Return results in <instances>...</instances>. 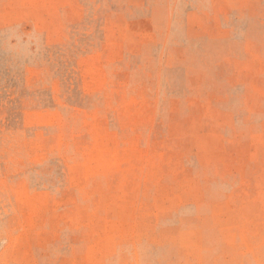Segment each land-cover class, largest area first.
I'll return each instance as SVG.
<instances>
[{
    "label": "rangeland",
    "instance_id": "rangeland-1",
    "mask_svg": "<svg viewBox=\"0 0 264 264\" xmlns=\"http://www.w3.org/2000/svg\"><path fill=\"white\" fill-rule=\"evenodd\" d=\"M0 264H264V0H0Z\"/></svg>",
    "mask_w": 264,
    "mask_h": 264
},
{
    "label": "bare ground",
    "instance_id": "bare-ground-1",
    "mask_svg": "<svg viewBox=\"0 0 264 264\" xmlns=\"http://www.w3.org/2000/svg\"><path fill=\"white\" fill-rule=\"evenodd\" d=\"M102 47V46H101ZM92 49V48H91ZM93 59V58H92ZM53 62V61H52ZM70 65V64H69ZM72 65V64H71ZM90 65V64H89ZM53 66V65H52ZM64 68V67H63ZM23 70V69H22ZM87 70V69H86ZM35 71V70H34ZM85 73V72H84ZM35 75V74H34ZM99 77V76H98ZM28 79V78H27ZM13 89V88H12ZM14 90V89H13ZM83 95V94H82ZM73 96V95H72ZM31 101V100H30ZM107 101V100H106ZM68 102V101H67ZM7 104V103H6ZM16 105V104H15ZM81 108V107H80ZM21 114V113H20ZM135 116V115H134ZM19 118V117H18ZM86 118V117H85ZM136 118V117H135ZM107 124V123H106ZM5 126V125H4ZM50 130V129H49ZM96 130V129H95ZM92 143V142H91ZM82 151V150H81ZM35 154V153H34ZM37 165V164H36ZM260 229V228H259ZM263 238V237H262Z\"/></svg>",
    "mask_w": 264,
    "mask_h": 264
}]
</instances>
